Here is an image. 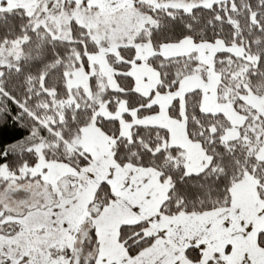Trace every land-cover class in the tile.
Returning <instances> with one entry per match:
<instances>
[{"label":"snow or ice","instance_id":"6c2138e0","mask_svg":"<svg viewBox=\"0 0 264 264\" xmlns=\"http://www.w3.org/2000/svg\"><path fill=\"white\" fill-rule=\"evenodd\" d=\"M0 264H264V0H0Z\"/></svg>","mask_w":264,"mask_h":264}]
</instances>
